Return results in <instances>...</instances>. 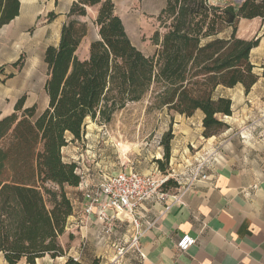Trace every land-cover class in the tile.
Returning a JSON list of instances; mask_svg holds the SVG:
<instances>
[{
    "label": "trees",
    "instance_id": "1",
    "mask_svg": "<svg viewBox=\"0 0 264 264\" xmlns=\"http://www.w3.org/2000/svg\"><path fill=\"white\" fill-rule=\"evenodd\" d=\"M96 5L100 39L91 42L88 59L77 56L88 26L76 19L63 26L59 46L45 51L48 107L38 115L35 106L24 107L22 97L12 114L0 112V253L8 264L66 256L61 237L73 203L65 187H78L82 176L77 163L64 161L63 149L69 137L73 142L84 138L88 119L109 123L154 89L157 109L186 117L203 112V136L210 138L229 128L224 118L233 114L231 99L215 97L217 88L241 84L249 92L259 80L251 53L261 39L240 38L237 31L241 19L264 18V0L218 5L166 0L157 17L152 41L158 49L152 57L133 44L113 0H79L68 16L85 17ZM20 7V0H0V29L19 16ZM54 17L51 13L49 20ZM229 28L230 37H221ZM173 138L171 127L161 141L163 172ZM178 187L171 178L165 190ZM66 264L83 263L70 257Z\"/></svg>",
    "mask_w": 264,
    "mask_h": 264
},
{
    "label": "crops",
    "instance_id": "2",
    "mask_svg": "<svg viewBox=\"0 0 264 264\" xmlns=\"http://www.w3.org/2000/svg\"><path fill=\"white\" fill-rule=\"evenodd\" d=\"M77 1L20 0L19 16L6 27L25 23L31 28L41 21L36 33L38 39L46 42L47 49L59 46L62 28L69 20L86 23L88 33L77 51L79 57L80 48L86 44L84 57H79L86 60L90 55L89 52L87 56V48L100 39L96 24L100 5L88 7L85 17L69 18ZM140 1L144 12L158 15L164 8L162 0L157 11L148 10V0H113V3ZM51 13L55 17L49 20ZM259 83L258 80L249 92L241 84L217 88L215 97L231 99L233 109L232 116L225 117L229 128L217 136H203V112L197 111L192 117L173 114L169 174L180 188L198 163L206 159L205 173L209 178L198 180L181 202L172 197L145 202L137 214L142 234L136 245L132 243L137 230L132 218L115 222L107 233V227L96 216H85L91 190L99 183L86 180L78 187H65L80 193L72 200L73 214L61 237L66 256L47 255L36 264H66L70 257L85 264L89 253L104 264H264V93L258 92ZM66 148L64 159L71 157L65 154ZM147 174L158 176L161 172ZM185 234L197 242L182 252L177 243ZM0 264H8L3 253ZM19 264L27 263L22 260Z\"/></svg>",
    "mask_w": 264,
    "mask_h": 264
},
{
    "label": "rangeland",
    "instance_id": "3",
    "mask_svg": "<svg viewBox=\"0 0 264 264\" xmlns=\"http://www.w3.org/2000/svg\"><path fill=\"white\" fill-rule=\"evenodd\" d=\"M165 7L166 0H162ZM214 4L226 2L241 3L242 0H211ZM148 10L161 9V0H148ZM116 14L121 15L131 41L147 56H154L157 46L152 38L159 28L158 15L144 12L143 4L117 2ZM27 24L0 29V112L2 116L14 112L19 99L25 97V108L35 106L37 114H41L49 104L45 91L48 79V66L44 61L46 42L38 39L36 28ZM232 29H227L221 37H230ZM237 36L244 39L260 38L259 47L251 53V61L255 65L254 72L259 76V93H264V18L252 20L241 19ZM84 44L79 57L85 54ZM87 56L89 48H87ZM154 89L139 102L128 103L125 108L115 113L109 123L87 121V134L81 141H69L66 148L67 163L78 164V172L82 182L91 180L103 183L106 178L119 172L135 171L143 174L161 170L158 160H163L164 149L161 145L164 134L173 127V114L167 108L157 109L154 106ZM264 102V98L262 99ZM225 120V118H224ZM246 123V122H245ZM248 123V122H247ZM248 125V124H246ZM171 161V159H170ZM81 182V183H82ZM56 188L53 185H49ZM80 186V185H79ZM57 189V188H56ZM71 200L79 195V191L65 189ZM94 250V249H93ZM94 251H97L96 249ZM89 253L85 264H92L95 259ZM50 257V256H48ZM95 259V260H94Z\"/></svg>",
    "mask_w": 264,
    "mask_h": 264
},
{
    "label": "built area",
    "instance_id": "4",
    "mask_svg": "<svg viewBox=\"0 0 264 264\" xmlns=\"http://www.w3.org/2000/svg\"><path fill=\"white\" fill-rule=\"evenodd\" d=\"M206 163V159L199 162L187 181L174 191L165 190L166 183L172 178L170 174L161 173L156 176L135 171L114 174L91 190L92 194L86 204L84 214L87 218L96 216L101 220L107 227V233L112 231L115 222L124 218H132L137 229L136 237L132 243L136 245L142 234V224L137 218L142 205L150 200L166 201L170 197L175 202H181L198 180L209 178L205 173ZM196 242L197 240L193 236L185 234L179 239L177 247L180 251L186 252ZM120 251L122 252V250Z\"/></svg>",
    "mask_w": 264,
    "mask_h": 264
}]
</instances>
